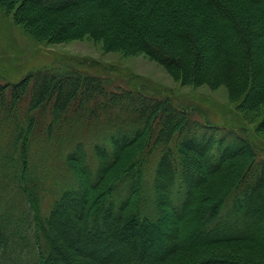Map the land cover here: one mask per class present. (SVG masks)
Listing matches in <instances>:
<instances>
[{"label": "trees", "instance_id": "1", "mask_svg": "<svg viewBox=\"0 0 264 264\" xmlns=\"http://www.w3.org/2000/svg\"><path fill=\"white\" fill-rule=\"evenodd\" d=\"M0 7L36 42L91 37L184 85L224 86L242 112L264 105V0ZM104 84L76 70L0 84V264H264V157L250 135ZM40 191L53 196L43 216Z\"/></svg>", "mask_w": 264, "mask_h": 264}, {"label": "rangeland", "instance_id": "2", "mask_svg": "<svg viewBox=\"0 0 264 264\" xmlns=\"http://www.w3.org/2000/svg\"><path fill=\"white\" fill-rule=\"evenodd\" d=\"M39 70H76L102 78L108 90L117 87L144 89L150 96L169 97L199 122L207 121L250 135L264 157V133L254 132L264 105L257 112H242L238 108L239 102L230 99L224 86L184 85L145 54L106 51L100 41L91 37L61 44L36 42L13 22L12 14L0 7V84L17 83L27 74ZM36 152L33 148L30 158L37 159ZM46 157L52 161L53 169L56 166L53 158L50 154ZM41 165L46 166L42 162ZM60 173L55 175L56 179H61ZM64 182L69 183V179L65 178ZM50 184L47 182V186ZM42 191L37 208L43 216L47 214L53 196Z\"/></svg>", "mask_w": 264, "mask_h": 264}]
</instances>
